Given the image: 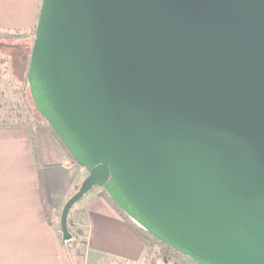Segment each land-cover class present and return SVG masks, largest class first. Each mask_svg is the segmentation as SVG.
Masks as SVG:
<instances>
[{
  "label": "water",
  "instance_id": "95a60500",
  "mask_svg": "<svg viewBox=\"0 0 264 264\" xmlns=\"http://www.w3.org/2000/svg\"><path fill=\"white\" fill-rule=\"evenodd\" d=\"M27 81L89 171L63 239L100 187L200 264H264V0H42Z\"/></svg>",
  "mask_w": 264,
  "mask_h": 264
},
{
  "label": "crops",
  "instance_id": "0c3cea01",
  "mask_svg": "<svg viewBox=\"0 0 264 264\" xmlns=\"http://www.w3.org/2000/svg\"><path fill=\"white\" fill-rule=\"evenodd\" d=\"M41 1L0 0V31L31 32ZM12 65L20 70L18 63ZM21 65L23 71V62ZM33 128L39 168L29 128L0 127V264H86L89 255H109L127 263L143 259L147 240L98 195V187L72 208L75 219L84 211L81 226L85 235L75 250L68 251L62 238L61 213L89 171L74 161L47 125ZM46 204L53 208L51 219Z\"/></svg>",
  "mask_w": 264,
  "mask_h": 264
},
{
  "label": "trees",
  "instance_id": "16d2710c",
  "mask_svg": "<svg viewBox=\"0 0 264 264\" xmlns=\"http://www.w3.org/2000/svg\"><path fill=\"white\" fill-rule=\"evenodd\" d=\"M38 23V20H37ZM36 26L32 29L31 32L35 35V30ZM31 32H29L31 34ZM27 32H12L10 30H4L0 31V44L2 45H12V42H17L21 40L23 37H26ZM30 58V57H29ZM26 81H27V76H26ZM28 83V82H27ZM29 87V86H28ZM30 88V87H29ZM34 103V110L32 106H28L30 109L29 112V117L28 119H24V117L19 112L18 115L21 117L19 119H8V118H0V127H7V126H26L29 128L30 132V140L32 144V149H33V154H34V159L36 162V165L38 168L40 167V157H39V151H38V146H37V140H36V135L34 131V125L35 124H44L49 127L51 132L56 136L58 141L61 143V145L71 154L65 143L62 141V139L59 137V135L55 132L53 127L48 123V121L39 113V111L35 107V102ZM36 111V112H35ZM72 155V154H71ZM73 159L75 162H77L76 158L72 155ZM42 179V178H41ZM42 181V180H41ZM99 196L104 197L128 222L129 224L137 230L141 235L144 236V238L147 240V246L145 249V253L143 255V259H156V257H160L163 259V261L168 262L170 264H200L199 262L193 260L174 246L164 242L163 240L159 239L158 237L154 236L150 232L146 231L143 229L141 226H139L135 221H133L118 205L117 203L109 196V194L106 192L104 188L101 189V191L98 193ZM46 214L49 219H51L52 213H53V208L49 205L46 204ZM73 209L71 210L68 218V227L69 230L72 233V236L74 238L73 242H69L68 251H73L77 248L78 246V240L85 235V228L82 227L81 225L85 224L84 220V211L80 210V225L75 224V216L73 215Z\"/></svg>",
  "mask_w": 264,
  "mask_h": 264
},
{
  "label": "rangeland",
  "instance_id": "374dc122",
  "mask_svg": "<svg viewBox=\"0 0 264 264\" xmlns=\"http://www.w3.org/2000/svg\"><path fill=\"white\" fill-rule=\"evenodd\" d=\"M17 42L11 45H2L0 47V118L19 119L22 115L24 119H28L30 112L29 105L34 107L30 86L26 81L28 75L29 61L35 35L33 32L25 34ZM24 57V59H22ZM23 62V71L22 65ZM20 68L16 70L15 66ZM27 71V74H26ZM23 72V73H21ZM24 86V88H20ZM29 86V87H28ZM34 110V108H33ZM19 112H21L20 115ZM36 112V111H35ZM96 188V187H94ZM100 188V187H98ZM102 189V188H100ZM86 264H170L163 261L162 258L141 259L137 262L127 263L124 260L114 258L109 255H89Z\"/></svg>",
  "mask_w": 264,
  "mask_h": 264
},
{
  "label": "built area",
  "instance_id": "2783aa9c",
  "mask_svg": "<svg viewBox=\"0 0 264 264\" xmlns=\"http://www.w3.org/2000/svg\"><path fill=\"white\" fill-rule=\"evenodd\" d=\"M75 224H76V225H80V221H79V219H75ZM73 240H74V238H73V236H72V238H71L70 240H65V239H63V242H64L65 246H67V245H69V242H73Z\"/></svg>",
  "mask_w": 264,
  "mask_h": 264
}]
</instances>
